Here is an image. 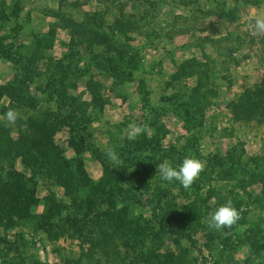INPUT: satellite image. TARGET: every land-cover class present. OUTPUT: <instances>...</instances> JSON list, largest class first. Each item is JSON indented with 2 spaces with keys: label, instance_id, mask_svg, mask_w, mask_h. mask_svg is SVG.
<instances>
[{
  "label": "rangeland",
  "instance_id": "374dc122",
  "mask_svg": "<svg viewBox=\"0 0 264 264\" xmlns=\"http://www.w3.org/2000/svg\"><path fill=\"white\" fill-rule=\"evenodd\" d=\"M260 14L264 0H0V90L23 99L0 91V120L14 127L11 108L21 126L52 130L64 163L49 177L12 160L35 202L21 221L2 215L0 264H264V121L230 107L264 83V34L250 27ZM132 122L142 131L128 140ZM189 155L205 164L190 188L161 180L159 163ZM123 194V217L106 224L107 197L120 207ZM229 199L240 219L209 229Z\"/></svg>",
  "mask_w": 264,
  "mask_h": 264
},
{
  "label": "trees",
  "instance_id": "16d2710c",
  "mask_svg": "<svg viewBox=\"0 0 264 264\" xmlns=\"http://www.w3.org/2000/svg\"><path fill=\"white\" fill-rule=\"evenodd\" d=\"M61 21H64L66 28H71V32L76 35L84 37V40L88 44L94 42H101L104 45H108L107 40L104 38L99 39L95 34L88 31L85 26L81 23L75 22L70 18H60ZM19 57V56H18ZM192 64H189L188 68H191ZM179 71L186 69L185 66H178ZM4 93L8 99L15 101V107L22 105L23 99H19L14 94V91L7 90L3 88ZM231 112L235 120L248 121L255 120L257 122L264 121V83H259L253 85L252 88H246L242 93L239 94L237 99L231 102ZM23 124L21 119H16L13 126L8 125L5 121L0 120V163L6 164V177L0 175V227L7 225V218L3 217L4 215H13L18 220H22L24 216L31 217V214L28 212L31 204L35 202L31 190L26 186V183L30 181V178H27L22 171H18L14 168L12 160L19 159L20 164L30 166L32 169L39 170L42 167L45 175L52 177V174L55 175L56 170L59 168L62 169L64 163L59 156V153L56 151V148H52L48 138L45 137L46 133L49 131H42L44 126L37 125V123L25 122L26 126H21ZM14 132V135H12ZM52 171V172H51ZM78 173L80 176V181L84 180L85 176L83 174L82 168L78 166ZM60 182V181H59ZM64 186V185H63ZM117 191L120 189L117 187ZM127 192V191H125ZM115 198L113 196H108L106 203L111 205L114 208L108 210L106 213V224L112 219H120L123 217L127 207V196L123 194L120 200V207H115ZM48 206H51L54 203V200L47 199ZM56 205L61 203L55 202ZM71 203V202H69ZM73 207L79 209L81 204L72 201ZM66 205V204H65ZM69 205V204H68ZM184 209H180L178 219H174L182 227L188 221L189 215H185L183 212ZM3 213V214H2ZM117 215L116 218L114 215ZM192 214V213H189ZM3 215V216H2ZM103 224L104 219H99ZM110 226V224H108ZM4 228V227H3ZM252 248L255 247V244L250 242ZM166 257V256H165Z\"/></svg>",
  "mask_w": 264,
  "mask_h": 264
},
{
  "label": "clouds",
  "instance_id": "9594fccd",
  "mask_svg": "<svg viewBox=\"0 0 264 264\" xmlns=\"http://www.w3.org/2000/svg\"><path fill=\"white\" fill-rule=\"evenodd\" d=\"M251 34L261 35L264 34V14L254 15L252 22H250ZM19 113L14 109L9 108L6 113V118L9 123H14L18 118ZM140 126L132 122L128 125V140H135L141 133ZM105 155L107 159L116 167H120L121 161L111 147L106 149ZM157 172H159L162 181L171 183L178 181L185 189L190 188L194 181L199 177L201 171H203L205 164L195 156H186L182 163L176 167L167 159L159 163ZM240 219V212L234 206V203L229 199L224 204L220 205L214 211L209 212L206 223L209 229L216 231H222L226 228H231Z\"/></svg>",
  "mask_w": 264,
  "mask_h": 264
}]
</instances>
